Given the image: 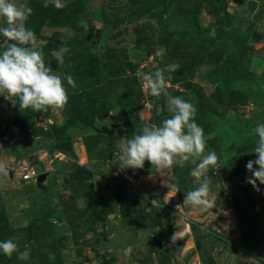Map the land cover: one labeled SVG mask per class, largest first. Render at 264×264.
<instances>
[{
	"label": "rangeland",
	"instance_id": "obj_1",
	"mask_svg": "<svg viewBox=\"0 0 264 264\" xmlns=\"http://www.w3.org/2000/svg\"><path fill=\"white\" fill-rule=\"evenodd\" d=\"M27 3L45 64L76 87L45 112L0 96V240L30 250L27 262L0 254V264H264V184L247 183L245 167L264 123V0ZM172 63L167 93L194 105L204 154H217L205 211L183 203L195 164L172 167L171 189L148 161L118 164V144L170 116L145 77ZM33 166L43 179L23 180Z\"/></svg>",
	"mask_w": 264,
	"mask_h": 264
},
{
	"label": "clouds",
	"instance_id": "obj_2",
	"mask_svg": "<svg viewBox=\"0 0 264 264\" xmlns=\"http://www.w3.org/2000/svg\"><path fill=\"white\" fill-rule=\"evenodd\" d=\"M50 2L56 8L63 6L61 0H43V6L48 7ZM31 13L27 0H0V37L9 41L6 47L0 48V96L13 106L18 105L20 110L45 112L50 108L62 109L68 101L66 88L76 87V82L71 74L57 75L45 64L36 36L25 23ZM84 27L87 30V24ZM162 51L158 49L156 54L160 55ZM67 52V46L62 45L53 53L57 64L64 63V53ZM178 67L172 63L145 77L152 96L163 94L168 98L170 116L161 120L158 126L143 124L126 143L118 144V164L121 169H142L148 161L157 174L170 178L161 181L169 189L175 186L174 177L170 175L174 165L184 167L186 161L195 164L189 175L195 178L198 186L184 193L183 203L205 211L214 206V202L208 199L209 179L206 173L210 166H215L217 154L215 151L204 154V130L195 120L194 105L180 96L167 93L164 73ZM253 131L257 140L251 152L257 155L245 165L251 173L246 181L260 190L257 181L264 184V123H258ZM0 172L6 174L2 164ZM131 252V246L123 249L126 258ZM14 253L21 261L27 262L30 258V250L25 248L21 251L13 238L0 240V254L11 257Z\"/></svg>",
	"mask_w": 264,
	"mask_h": 264
},
{
	"label": "built area",
	"instance_id": "obj_3",
	"mask_svg": "<svg viewBox=\"0 0 264 264\" xmlns=\"http://www.w3.org/2000/svg\"><path fill=\"white\" fill-rule=\"evenodd\" d=\"M39 171L36 169V167H30L27 172H25L22 175L23 180H31V179H37L39 177Z\"/></svg>",
	"mask_w": 264,
	"mask_h": 264
},
{
	"label": "water",
	"instance_id": "obj_4",
	"mask_svg": "<svg viewBox=\"0 0 264 264\" xmlns=\"http://www.w3.org/2000/svg\"><path fill=\"white\" fill-rule=\"evenodd\" d=\"M43 177H44V174H41V175L39 176L38 180H39V181L42 180Z\"/></svg>",
	"mask_w": 264,
	"mask_h": 264
},
{
	"label": "trees",
	"instance_id": "obj_5",
	"mask_svg": "<svg viewBox=\"0 0 264 264\" xmlns=\"http://www.w3.org/2000/svg\"><path fill=\"white\" fill-rule=\"evenodd\" d=\"M73 125H75V126H76V122H74V123H73ZM88 127H89V126H88Z\"/></svg>",
	"mask_w": 264,
	"mask_h": 264
}]
</instances>
